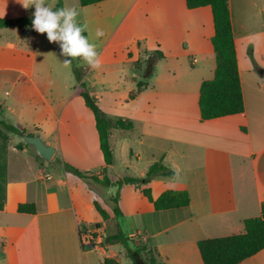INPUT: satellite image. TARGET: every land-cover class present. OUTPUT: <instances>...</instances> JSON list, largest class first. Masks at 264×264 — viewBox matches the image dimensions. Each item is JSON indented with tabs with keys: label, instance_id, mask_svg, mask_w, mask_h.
I'll return each instance as SVG.
<instances>
[{
	"label": "crops",
	"instance_id": "crops-1",
	"mask_svg": "<svg viewBox=\"0 0 264 264\" xmlns=\"http://www.w3.org/2000/svg\"><path fill=\"white\" fill-rule=\"evenodd\" d=\"M49 3L78 10L102 60L93 70L79 59L88 68L83 82L108 119L133 124L111 129L110 140L133 136L136 146L128 150L141 166L139 177L158 161L174 172L121 189L119 207L127 230L132 225L128 236L162 263L205 264L199 242L243 233L244 221L258 217L264 201V0H229L245 111L207 121H201L199 95L216 69L210 6L189 9L186 0ZM34 10L0 0V18L33 19ZM97 28L102 37L96 38ZM60 51L32 23L0 28V109L11 124L56 148V166H44L22 135L0 126V258L3 264H127L122 244H105L118 233L112 208L102 206L110 219L92 224L94 190L88 179L64 169L67 163L91 174L106 164L94 113ZM111 148L114 165L106 175L114 182ZM145 188L154 199L186 190L190 205L156 211L141 193ZM22 203L34 204L36 213L18 212ZM92 225L103 236L94 238ZM91 241L97 245L84 252L82 244ZM239 264H264V250Z\"/></svg>",
	"mask_w": 264,
	"mask_h": 264
},
{
	"label": "trees",
	"instance_id": "trees-1",
	"mask_svg": "<svg viewBox=\"0 0 264 264\" xmlns=\"http://www.w3.org/2000/svg\"><path fill=\"white\" fill-rule=\"evenodd\" d=\"M106 0H80L82 7L94 5ZM189 9L210 6L214 16L215 34L212 38L216 57V69L212 80L204 81L199 95V108L201 121L217 119L225 116L241 114L245 111L244 96L238 67V57L235 48V36L232 28L229 0H186ZM61 7L59 3L56 8ZM32 19H5L0 18V28L19 26L24 28ZM159 57L162 53L159 52ZM251 56L252 53L250 52ZM73 72L78 82H80V95L84 98L86 106L92 110L96 120V128L99 133L100 147L104 156L107 169L114 165V154L110 145V131L113 128L132 129L133 124L123 120H110L100 109L97 99L87 90L83 82L85 76L76 61H72ZM141 84L138 90H141ZM0 126L7 132L14 134H28L24 128H20L9 123L4 116L0 118ZM33 135V134H30ZM29 146L28 144H25ZM21 148V146H19ZM64 169L67 173L75 175L81 179L92 178L89 172H82L74 166L65 163ZM166 176L173 177L174 172L169 170L162 161H158L150 166L145 178L124 176L114 181L117 192L111 199L113 202L112 210L114 215L121 219L123 213L119 207L120 191L127 184H133L136 188L141 185L149 184L154 178ZM105 185L112 184L107 175H104ZM98 179V178H94ZM141 193L151 202L156 211H164L187 207L190 205V195L186 190H167L157 199H154L149 188L141 190ZM93 205L96 211L104 220L110 219L106 209L95 199ZM4 209V204L0 203V210ZM18 212L35 214L34 204L22 203L18 205ZM97 236L94 235V238ZM122 244L126 250L131 264H165L160 262L155 251L144 245L135 242L122 231L117 234L109 235L105 244ZM97 244L91 241L89 244H82L84 252L91 251ZM200 253L205 264H239L242 261L256 255L264 250V201L261 204L260 215L244 221V232L227 237L206 239L199 242ZM106 260L104 264L111 263Z\"/></svg>",
	"mask_w": 264,
	"mask_h": 264
},
{
	"label": "clouds",
	"instance_id": "clouds-1",
	"mask_svg": "<svg viewBox=\"0 0 264 264\" xmlns=\"http://www.w3.org/2000/svg\"><path fill=\"white\" fill-rule=\"evenodd\" d=\"M25 10L34 7L32 28L39 34H46L50 43L60 47L65 67L75 59L84 61L93 70L102 66L100 53L96 44L90 42L87 23L78 21L80 13L75 7H54L49 0H17ZM104 31L96 29V38L102 37Z\"/></svg>",
	"mask_w": 264,
	"mask_h": 264
},
{
	"label": "rangeland",
	"instance_id": "rangeland-1",
	"mask_svg": "<svg viewBox=\"0 0 264 264\" xmlns=\"http://www.w3.org/2000/svg\"><path fill=\"white\" fill-rule=\"evenodd\" d=\"M77 65L82 69V71L84 72V74L86 75V72L88 70V68H84V66L81 65V62L79 59H75ZM100 81L98 82L97 86L99 87ZM3 102V100H1ZM97 103H98V100H97ZM3 111L4 113L2 112V109H0V118L1 116H4L6 114V111L4 110V107H3ZM6 120L9 122V123H14L13 120H10V118H7L6 117ZM12 121V122H11ZM109 142L111 143V145L113 146V149H114V153H115V156L117 158V161H116V164H115V167L113 169H111L110 171V175H112L113 177H118V178H122L124 176H129V175H132L136 178H145L144 177H139V171L138 169L141 168V166L139 167H135V161H136V157H132L129 155V150L128 148L131 146V147H135L136 144H135V139L133 138V136L131 137H123V138H119V139H114V136L112 137L111 140H109ZM59 158H61L60 154L58 155ZM54 158H56V156H54L52 159H51V163H46L43 159H41V163L44 165V166H56V162L53 161ZM130 162V164H128ZM49 164V165H47ZM127 165V166H126ZM130 165V166H128ZM138 168V169H137ZM147 174V173H146ZM104 175H106V173H103L102 171H99V172H95V171H92L91 172V177L92 178H89L87 181H88V185L90 186V188H92L95 192V196H96V200L102 204V206L104 208H107V206L111 209L112 206H113V202L111 201V199L113 198H109L112 196H114L117 192V186L115 185L114 182H112L111 185L109 186H106L105 185V181H102L104 180ZM94 178H98V179H94ZM106 188V189H105ZM156 191H158L156 189ZM108 194V195H107ZM92 215V218L88 217V219H93V222H91L92 224L96 223L94 222L96 219H100L101 216L99 215V213L95 210L92 211L91 213ZM92 221V220H91ZM89 223V222H88ZM118 226V230L117 231H122L123 233H125L126 235H128L130 233V229L132 230V225H129V230H127V225L125 224L124 220H123V217L121 219H119V224L117 225ZM88 225H86L85 223L81 224V228L83 229L84 231V234H90L89 230H88ZM131 227V228H130ZM91 232H95V233H92L93 235L97 236L96 239H98V236H103V232L102 231H98L97 229H93L91 230ZM85 240L87 241L88 238H85ZM136 244V243H135ZM2 246L0 245V248ZM120 249L121 248V251L122 253L124 254L125 251L123 249V246L119 245L116 247V249ZM125 258V257H124ZM127 261V264H131L132 261L128 258L127 256V253H126V259ZM114 261H112L111 263L109 264H113ZM120 262H116L115 264H119ZM0 264H3L2 262V258H0Z\"/></svg>",
	"mask_w": 264,
	"mask_h": 264
},
{
	"label": "water",
	"instance_id": "water-1",
	"mask_svg": "<svg viewBox=\"0 0 264 264\" xmlns=\"http://www.w3.org/2000/svg\"><path fill=\"white\" fill-rule=\"evenodd\" d=\"M23 141L32 146L37 154L45 161V162H50L51 159L54 157L56 153V148L53 146H50L46 144L42 137L40 135H29V134H23L22 135ZM95 226L92 225L91 229H94Z\"/></svg>",
	"mask_w": 264,
	"mask_h": 264
}]
</instances>
